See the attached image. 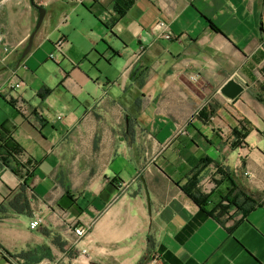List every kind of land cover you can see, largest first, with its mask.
Segmentation results:
<instances>
[{
    "label": "crops",
    "instance_id": "1",
    "mask_svg": "<svg viewBox=\"0 0 264 264\" xmlns=\"http://www.w3.org/2000/svg\"><path fill=\"white\" fill-rule=\"evenodd\" d=\"M33 2L23 55L38 10L0 0V137L21 150L0 159V264H264V0ZM218 168L259 206L221 222L185 195L193 173L224 194Z\"/></svg>",
    "mask_w": 264,
    "mask_h": 264
},
{
    "label": "trees",
    "instance_id": "2",
    "mask_svg": "<svg viewBox=\"0 0 264 264\" xmlns=\"http://www.w3.org/2000/svg\"><path fill=\"white\" fill-rule=\"evenodd\" d=\"M261 88L264 90V85H261ZM259 99H261L260 96ZM218 109L219 105L216 102L209 103L205 108L199 111L198 116L202 120L208 121L211 116L216 114ZM20 152L21 150L17 147V143L11 136L0 137V159L8 165L12 164L13 170L21 165L20 162L17 161V156ZM217 172L221 174V177L225 178L227 187L225 193L220 194L216 202L211 198L212 190L209 192H204L202 190L201 185H199L200 178L197 173H193L182 186L185 195L200 209L205 210L209 215L222 222L230 210H235L237 213L241 214V216H246L251 210L259 206L260 203L238 188L232 177L220 171L219 168ZM219 182H221L220 179H215L216 184ZM211 203L213 205H211Z\"/></svg>",
    "mask_w": 264,
    "mask_h": 264
},
{
    "label": "built area",
    "instance_id": "3",
    "mask_svg": "<svg viewBox=\"0 0 264 264\" xmlns=\"http://www.w3.org/2000/svg\"><path fill=\"white\" fill-rule=\"evenodd\" d=\"M155 27L160 31V35L164 39H172L174 37L173 33L169 30L168 25L166 24L165 21L163 20H158L155 23ZM66 44V40L62 37L57 39L54 43V48L52 52L49 54V57L54 59L56 58L59 54L63 53L64 47ZM194 80H197V78L193 77ZM16 107L20 109L21 111L26 112L25 109V104L22 101H18L16 103ZM245 175H249L248 172H244ZM40 223V219L35 215L32 217L29 221V225L33 228L37 227ZM86 227L83 226H77L74 228V233L77 238H81L86 234ZM144 264H159L158 257L155 255H152V257L148 258L147 261Z\"/></svg>",
    "mask_w": 264,
    "mask_h": 264
},
{
    "label": "water",
    "instance_id": "4",
    "mask_svg": "<svg viewBox=\"0 0 264 264\" xmlns=\"http://www.w3.org/2000/svg\"><path fill=\"white\" fill-rule=\"evenodd\" d=\"M32 3L38 10V19H37V22H36V25H35L33 31L31 32V34L28 37V41H27V43L23 49V55H26L30 51V49L32 47V43H33L34 34L36 33V31L40 27L42 20H43V17H44V14H45V8L43 6L35 4L33 2V0H32ZM219 91L225 97L230 98V99H234L242 93L243 86L238 81H236L235 79L229 78L220 87Z\"/></svg>",
    "mask_w": 264,
    "mask_h": 264
},
{
    "label": "rangeland",
    "instance_id": "5",
    "mask_svg": "<svg viewBox=\"0 0 264 264\" xmlns=\"http://www.w3.org/2000/svg\"><path fill=\"white\" fill-rule=\"evenodd\" d=\"M212 179H213V181H214L216 178H214V177L212 176L211 180H212ZM205 189H206V188H205ZM217 199H218V198H217ZM217 199H215V200L213 199V201L216 202ZM214 202H213V203H214ZM211 205H213V204L211 203ZM211 205H210V206H211ZM232 215H233V214H232V210H230V211L228 212L227 216L224 217V219H226V218H228V217H231Z\"/></svg>",
    "mask_w": 264,
    "mask_h": 264
}]
</instances>
